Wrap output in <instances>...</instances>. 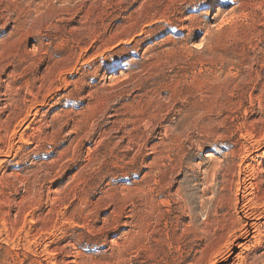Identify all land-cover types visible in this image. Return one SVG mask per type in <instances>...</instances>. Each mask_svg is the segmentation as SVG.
<instances>
[{
  "label": "rangeland",
  "instance_id": "rangeland-1",
  "mask_svg": "<svg viewBox=\"0 0 264 264\" xmlns=\"http://www.w3.org/2000/svg\"><path fill=\"white\" fill-rule=\"evenodd\" d=\"M247 206L264 0H0V264H264Z\"/></svg>",
  "mask_w": 264,
  "mask_h": 264
},
{
  "label": "bare ground",
  "instance_id": "bare-ground-1",
  "mask_svg": "<svg viewBox=\"0 0 264 264\" xmlns=\"http://www.w3.org/2000/svg\"><path fill=\"white\" fill-rule=\"evenodd\" d=\"M36 148H38V146ZM7 153H8V151H7ZM242 210L244 212L243 218H242L243 220L240 221L239 231L237 230L239 236L237 238L235 237L236 239L233 241V244L236 243V245H237L236 248L237 247L238 248H244L247 243L251 242L252 239H256V237H258L261 234V230L263 229V225H264V223H261L262 221H264V211H261V210L255 209V208H250L248 206L244 207V209H242ZM226 251H228V252L223 253V254L218 256L220 258V261H216V258H215V260L211 259L210 263H212V264H217V263L235 264L237 259L239 258V256H240V258H242L241 254L238 255L237 257L232 258L233 254L230 251V249L229 250L227 249ZM242 264H244V263H242Z\"/></svg>",
  "mask_w": 264,
  "mask_h": 264
}]
</instances>
